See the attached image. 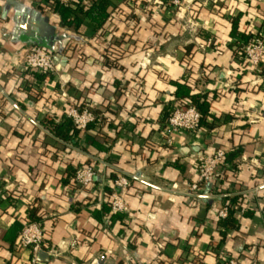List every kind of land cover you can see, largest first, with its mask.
<instances>
[{"label": "crops", "instance_id": "0c3cea01", "mask_svg": "<svg viewBox=\"0 0 264 264\" xmlns=\"http://www.w3.org/2000/svg\"><path fill=\"white\" fill-rule=\"evenodd\" d=\"M48 1L0 0V264H218L220 254L264 264V62L241 61L231 35L237 16L239 33L264 27V0H107L97 32L88 21L63 26ZM31 45L55 52L57 75L18 65L15 53ZM176 83L211 108L198 137L175 134L168 145ZM83 102L98 120L71 142L45 127ZM219 148L227 166L203 187L219 193L189 197L198 157ZM86 166L97 176L81 189L73 176ZM120 172L142 180L124 193L127 212L113 213ZM226 205L238 208L239 227L223 236ZM28 221L43 224L45 261L18 248Z\"/></svg>", "mask_w": 264, "mask_h": 264}, {"label": "built area", "instance_id": "2783aa9c", "mask_svg": "<svg viewBox=\"0 0 264 264\" xmlns=\"http://www.w3.org/2000/svg\"><path fill=\"white\" fill-rule=\"evenodd\" d=\"M62 5L75 7L77 0H58ZM185 0H172L170 5L174 8H180ZM157 4L161 3L157 1ZM252 40L244 47L245 61L251 66L257 67L264 62V27L258 28L253 34ZM1 52V46H0ZM18 65L26 71L32 73L46 74L55 76L59 73L61 66L55 61V52L46 50L37 45H31L15 53ZM94 106L87 104L82 108L72 106L69 109L67 117L73 122L74 126L85 131L88 126L96 121L93 113ZM202 128V116L196 107L191 104H181L176 107L165 126L167 144L173 145L175 134H188L198 137ZM227 151L224 149H215L212 152L200 155L195 163L198 173V182L190 186L188 196L208 200L216 197V193H208L203 187L215 183L220 178L221 173L225 170ZM97 173L91 166L80 167L76 170L74 177L75 186L86 189L92 185L96 179ZM141 181L142 177L137 175L125 174L120 172L119 176L113 182V192L111 194V209L113 213L127 212L128 208L124 200V193L131 187L132 182ZM257 187L251 191L254 198L258 196ZM217 190V189H216ZM5 193L0 189V200L4 198ZM231 207L224 206L221 208L217 217L225 220L229 216ZM250 207L241 208L239 214H245ZM44 227L41 222L28 221L24 224L18 241L20 250H31L34 256V263L38 262V254L43 249ZM218 264H240L235 258L227 254H220Z\"/></svg>", "mask_w": 264, "mask_h": 264}, {"label": "trees", "instance_id": "16d2710c", "mask_svg": "<svg viewBox=\"0 0 264 264\" xmlns=\"http://www.w3.org/2000/svg\"><path fill=\"white\" fill-rule=\"evenodd\" d=\"M159 1L162 7H169L172 0H157ZM50 9L54 14H58L60 17V23L63 26H76L77 28L82 25L85 21H88L92 25L95 26V31L103 27V25L106 23L108 19V13L106 12V5L107 0H101L99 3L92 2L91 4H84L82 0H79L75 7H67L62 5L58 0H49L48 1ZM144 3H147L146 1ZM133 4V3H132ZM134 5V4H133ZM241 16H237L232 20V31L231 35L233 37H237L239 39L238 46L236 50V56L241 59V61H245V54L243 52L244 47L252 40L253 34H244L238 32L239 27V20ZM153 20H149L148 22H155L158 21L157 18L152 16ZM101 37L105 38L104 35H101ZM69 47V46H68ZM105 61H108L110 59V54H107L105 57ZM37 74V73H36ZM43 77H48L46 74H41L39 78L43 79ZM177 92H176V99L180 101V104H191L192 106L196 107V109L200 112L202 116V124L204 119L209 115L211 104L208 100L205 98H202L199 94L192 93V90H194L191 86L188 84H179L176 83ZM194 92V91H193ZM85 106V103L83 102L78 106V108H82ZM176 109L175 106H170L166 116L164 118V121L167 122L169 118L171 117L172 113ZM93 113L96 116V121L88 126L86 130H89L98 120V112L93 110ZM51 134L64 141V142H71L74 140L78 134L80 133V130H78L73 122L67 118L64 123L56 124L54 121H47L45 126ZM76 173V172H75ZM75 177V174L73 178ZM75 185V184H74ZM217 192L219 193V189H217ZM237 202V199L234 201ZM238 209V208H237ZM237 209L231 208L229 212V216L227 219L221 221L222 229L224 230L222 232V235L225 236L226 232L229 229H238L239 223L235 217Z\"/></svg>", "mask_w": 264, "mask_h": 264}, {"label": "water", "instance_id": "95a60500", "mask_svg": "<svg viewBox=\"0 0 264 264\" xmlns=\"http://www.w3.org/2000/svg\"><path fill=\"white\" fill-rule=\"evenodd\" d=\"M56 63H59L58 58H55ZM39 259L42 261H45L47 259V254L45 252H40L39 253Z\"/></svg>", "mask_w": 264, "mask_h": 264}, {"label": "rangeland", "instance_id": "374dc122", "mask_svg": "<svg viewBox=\"0 0 264 264\" xmlns=\"http://www.w3.org/2000/svg\"><path fill=\"white\" fill-rule=\"evenodd\" d=\"M137 6H139V8H140V5H137ZM152 5H150V3H148V5L147 6H145L146 8H147V10H146V13H149L148 14V17L147 18H149L150 20H153L152 19V14H151V10H150V7H151ZM143 10V9H142Z\"/></svg>", "mask_w": 264, "mask_h": 264}]
</instances>
